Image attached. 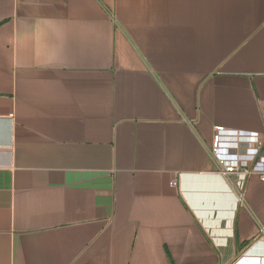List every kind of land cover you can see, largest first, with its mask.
<instances>
[{
  "label": "crops",
  "instance_id": "0c3cea01",
  "mask_svg": "<svg viewBox=\"0 0 264 264\" xmlns=\"http://www.w3.org/2000/svg\"><path fill=\"white\" fill-rule=\"evenodd\" d=\"M261 175L264 0H0V264H264Z\"/></svg>",
  "mask_w": 264,
  "mask_h": 264
},
{
  "label": "built area",
  "instance_id": "2783aa9c",
  "mask_svg": "<svg viewBox=\"0 0 264 264\" xmlns=\"http://www.w3.org/2000/svg\"><path fill=\"white\" fill-rule=\"evenodd\" d=\"M226 129L221 126L213 128L211 148L208 155L215 165L216 171L225 178L238 171L237 150L234 142L224 139ZM260 179L264 181V175Z\"/></svg>",
  "mask_w": 264,
  "mask_h": 264
}]
</instances>
